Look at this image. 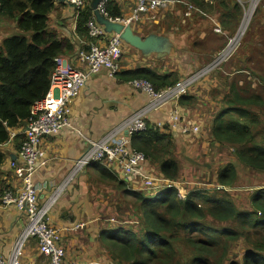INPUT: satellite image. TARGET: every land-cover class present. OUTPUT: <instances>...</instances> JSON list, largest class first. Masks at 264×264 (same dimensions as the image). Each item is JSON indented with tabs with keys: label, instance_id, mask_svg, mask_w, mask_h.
<instances>
[{
	"label": "trees",
	"instance_id": "1",
	"mask_svg": "<svg viewBox=\"0 0 264 264\" xmlns=\"http://www.w3.org/2000/svg\"><path fill=\"white\" fill-rule=\"evenodd\" d=\"M57 1L0 0V19L13 20L18 31L5 37L0 46V164L6 158L1 146L11 140L13 130L26 125L34 103L45 97L55 58L73 48L68 39H60L49 31L48 18ZM189 1L203 13L215 11L214 0ZM87 2L77 20V32L84 36H88L87 23L93 16L90 0ZM234 2L221 0L225 10L218 16L221 27L230 35L240 29L243 19L242 7ZM106 10L113 18L123 14L116 0H108ZM200 14L195 13L194 17H204ZM258 17L250 20L228 63L240 57L245 36ZM121 75L130 82L147 80L157 90L173 86L181 78L175 69L161 73L150 67ZM238 81H225L226 91L220 92V107L209 124L214 141L232 148L237 159L218 170V184L227 187H233L237 180L238 163L264 172V83L257 88L249 81ZM180 104L193 109L202 105L191 93L183 95ZM173 135L149 127L134 134L132 144L148 160L156 162L166 178L178 180L181 166ZM92 166L103 180L116 184L133 198L140 214L138 229L111 227L100 234L105 249L121 264H264V187L252 193L253 208L242 210L226 189L214 188L212 193L193 190L181 198L178 189L169 186L160 195L159 191L155 196H146L127 187L107 167L98 163ZM240 240L250 249L239 261L230 255L233 243Z\"/></svg>",
	"mask_w": 264,
	"mask_h": 264
},
{
	"label": "crops",
	"instance_id": "2",
	"mask_svg": "<svg viewBox=\"0 0 264 264\" xmlns=\"http://www.w3.org/2000/svg\"><path fill=\"white\" fill-rule=\"evenodd\" d=\"M175 1V3L170 4L162 11L155 13L154 18L147 15L142 21L132 24L134 31L142 36L150 33L167 35L171 38L173 44H177V39L180 37H199L201 23H197V19L193 21L190 18L187 20V25L175 24L173 28L167 30L170 28L166 26L168 22L172 20L178 21L179 18L186 20L184 16L186 5L183 2L190 1ZM116 2L122 8V16H128L136 5V0H116ZM181 8L182 11L180 10ZM170 14L173 15L172 18H170ZM200 15L208 16L206 13H201ZM215 16L218 17V15ZM77 20L73 7L65 0H58L49 15L48 28L49 31L56 33L60 39H68L70 41L73 48L66 51L63 55L75 67L83 69L84 64H82L78 54L79 48L82 47L79 41L89 42L90 38L77 32ZM195 22L196 24L193 25ZM16 33L18 31L13 20L0 19V46L5 37ZM96 43L100 47H104L106 38L98 39ZM155 57L157 59L156 63L153 62L152 56L146 57L138 49L126 45L121 60L120 72L112 77L109 75V69L104 67L98 73L91 75L87 85L72 106L71 122L74 125V129H65L59 135L47 136L43 139L42 145L47 152L46 159L44 165H41L39 171L35 174V183L40 189L38 192L40 202L48 199L53 192V188L66 176L72 160L84 152L87 144L85 137L92 139L103 138L113 131L125 118L147 103L148 95L144 91L135 88L131 84V80H125L121 73L142 67H150L161 73L171 71L170 61H165L164 57H161L163 59L158 58L156 55ZM160 59L162 60L161 62L159 61ZM179 74L182 76L181 72ZM220 84V82H217L214 86L220 88ZM194 94L196 92H191V95L195 96L198 102L205 106V102L200 98L199 94ZM217 99L215 98L216 107L209 114V119H212L218 112L220 99ZM212 104L210 103V106ZM199 106L194 109L195 113H197ZM169 111L170 107L167 106L160 111L151 113L148 119L151 122L167 120ZM26 129L27 123L25 126L13 130L11 132V140L1 146L6 158L0 164V194L7 188L16 190L24 184V181L16 176L12 162L21 163L19 147L25 138L24 131ZM173 137L175 154L178 155L179 159L181 155H185L189 162L198 150L200 152L196 155L200 153L208 154L206 160L209 161L211 159L219 165L216 171V178L221 167L237 162L234 154L230 153L229 147L214 141L210 128L204 129L199 135L181 137L175 133ZM226 155H229V157L226 158ZM181 164L182 162L180 163L181 169L178 178L183 173ZM238 164L240 166L244 165ZM188 165L193 167L192 164ZM237 168L239 169V167ZM145 170L157 177L165 178L156 162L148 160ZM247 171L252 178L251 186H261L264 178L259 179L258 176L264 177V172H258L250 168ZM241 177L242 173L239 172L237 179L241 180ZM117 178L123 181V179ZM126 185L131 188L128 182H126ZM235 185L236 182L234 183ZM230 188L232 187L227 188L228 191H230ZM233 199L236 202L234 197ZM252 208V205L250 208L241 206L242 210H251ZM110 218H115L116 222H111ZM138 219L140 220V214L136 209L133 198L126 195L116 184L103 180L97 168L93 166L79 176L77 181L61 196L50 213L51 224L62 231L66 258L80 262L94 261L103 255L111 257L112 255L100 241V234L111 227H117V224H135ZM26 222L27 214L25 212L20 211L14 204L4 206L0 200V257H6L11 254L15 241L26 226ZM81 223H85V226L80 227ZM133 228L137 229L139 227L137 225ZM238 245L244 246L238 251V256L242 257L247 250V244L243 240L233 243V254H236L235 248ZM233 254L230 257H233ZM22 264H49L48 257L40 253L35 239H31L24 247Z\"/></svg>",
	"mask_w": 264,
	"mask_h": 264
},
{
	"label": "built area",
	"instance_id": "3",
	"mask_svg": "<svg viewBox=\"0 0 264 264\" xmlns=\"http://www.w3.org/2000/svg\"><path fill=\"white\" fill-rule=\"evenodd\" d=\"M65 1L73 7L76 18L88 3L87 0ZM175 2V0H136V5L128 16L116 18L110 17L107 13V0H104L99 8L103 15L112 20L124 24H136L147 15L154 18L155 13ZM253 2L256 1L253 0ZM183 3L186 5V19L192 18L195 12L203 13L193 3L188 1ZM210 17L214 23L215 32L224 34L215 15ZM247 27L248 24L243 34H240L239 30L230 36L227 45L216 53L210 63L206 64L207 66L203 65L194 74L181 77L179 82L173 86L157 90L147 80L132 81L131 84L135 88L148 95L147 103L125 118L103 138L85 137L87 144L84 152L72 160L66 176L53 188L48 199L40 202L38 198L40 189L35 183V174L39 171L40 166L44 165L46 159L47 152L42 145L43 139L47 136L59 135L65 129H74L71 122L72 106L92 74L98 73L104 67L109 69V75L112 77L121 71V60L126 44L118 34L108 35L103 26L96 22L93 15L87 23L90 41H79L82 47L79 48L78 54L84 68H77L68 58L58 55L55 58V67L51 73L50 86L45 97L34 103L31 108L27 129L24 131L25 138L19 149L21 163L12 162L16 176L21 178L24 184L16 190L7 188L0 194V200L4 206L14 204L20 211L27 214V222L18 235L11 254L0 257V264H22L24 247L31 239L37 241L40 253L48 257L49 264H121L113 257L100 262L68 260L63 245L62 231L50 222L51 211L79 176L95 163L107 167L112 174L128 182L134 190H155L154 194L156 195L158 190L174 186L178 189L179 196L185 198L188 192L180 189V183L177 180H170L166 177L157 178L145 170L148 159L143 151L133 146L132 136L147 131L149 127H153L154 130L176 133L181 137L201 134L205 125L203 121L197 119L200 117L198 111L200 107H204L203 104L201 103L202 105L195 113L193 108L182 106L180 99L183 95L191 93L205 77L231 59L239 47ZM105 38L106 45L100 47L96 40ZM196 94L199 93L196 92ZM167 106L170 107L167 120L151 122L148 119L151 113L160 111ZM211 186L215 189L228 190L227 186L218 183ZM110 221L116 222L115 219H110ZM135 224L138 225L139 220L135 221ZM79 226L84 227L85 223H81Z\"/></svg>",
	"mask_w": 264,
	"mask_h": 264
},
{
	"label": "rangeland",
	"instance_id": "4",
	"mask_svg": "<svg viewBox=\"0 0 264 264\" xmlns=\"http://www.w3.org/2000/svg\"><path fill=\"white\" fill-rule=\"evenodd\" d=\"M233 1H235L234 3L239 2L238 4L242 7L241 9H243L244 14L254 8L253 11H249L251 15V21L253 17L256 18L258 17V15L259 17L253 23H251V28L249 32H247L244 39V44L242 46L243 49L241 48V51L238 54V56L240 57H238L236 60L234 59L230 61L229 63H223L218 69L210 73L209 76L205 77L197 85L196 89L192 91L194 93L198 92L200 98L205 102V106L200 107L198 111L200 117L197 120L204 122V129L206 130L209 128V124L212 120L209 119V114H211L216 107L215 98H218L217 100H219L222 96L220 95V92L226 91L225 81H227L228 84L239 82L238 80L244 82L249 81L250 83L255 84L254 86L257 88H260L262 83H264V0H257V2H253V0H241V2L240 0H232V3ZM212 3L214 5V13L208 11L206 12L208 16H193L191 18L193 21L197 19V23H201V27L199 28L200 36L180 37L179 39H177V44H174L172 52L164 57L165 61H170V68H172L171 70L176 69L182 73L181 77L185 75H192L196 71H198L200 67L210 63L216 53L227 45L230 36H232L228 31L225 30L224 34H217V32H215L214 23L212 22L210 16H219L220 11L222 12L225 9L221 4V0H214ZM228 5L230 6L231 4ZM252 5H254L253 8L251 7ZM257 8L259 9L257 10ZM180 10L182 11V8ZM243 11L242 15L244 16ZM172 17L173 15L170 16V18ZM215 17L219 19L217 16ZM187 20L188 19L181 20V18H179L178 21L172 20L166 25L167 27H170L167 30L173 28L175 24L187 25ZM195 24L196 22L193 25ZM237 31H239V29ZM155 55L156 54H152L150 56L153 57V62L156 63L157 59ZM238 69H244L245 71H237ZM246 75H248V77H245ZM216 76H218V80ZM225 78L226 80H224ZM218 81L221 83L220 87L222 88H217L216 86H214V84H217ZM210 103L213 104L210 106ZM229 149L230 153H232V148L229 147ZM199 152L200 150L196 151V154H198ZM196 154L193 155V158H191L189 162L187 161V156L181 155V158L179 159L178 155H176L180 163L182 162L181 165L183 169L182 175L177 180L180 183V189H184L186 193H189L193 190L212 193L214 187H212L211 185H215L218 182L216 178V171L219 165H217L211 159L207 161L206 157L208 156V154ZM228 157L229 155H226V158ZM188 164H192L193 167L189 166ZM237 167H239V169L237 168L238 174L239 172H241L242 177L241 180L239 178L236 180V185L230 188L229 193L232 198L234 197L236 199V203L239 208H241V206L244 208H250L252 193L257 189L263 188L264 182L261 183V186L259 187L251 186L252 178L247 171L248 168H246L244 165L240 166L239 164H237ZM258 178L263 179L264 177L258 176ZM159 184L164 185L163 183ZM198 187L204 190H199ZM159 191L160 190H158L156 194ZM154 192L155 190L142 191V193H144L146 196L155 195ZM161 193L162 191H160L157 195H160ZM216 194L220 195L222 193L220 192ZM110 219L114 220L115 218ZM117 225V227L121 226L126 228H133L137 226V224ZM246 246L247 250L250 249L248 245ZM243 247V245L236 246V254L231 253L233 254V258L239 261L241 260V257L238 256V251ZM110 258H112V256L108 257L107 255H103L98 259H95L94 261L100 262Z\"/></svg>",
	"mask_w": 264,
	"mask_h": 264
},
{
	"label": "water",
	"instance_id": "5",
	"mask_svg": "<svg viewBox=\"0 0 264 264\" xmlns=\"http://www.w3.org/2000/svg\"><path fill=\"white\" fill-rule=\"evenodd\" d=\"M103 1L90 0V7L97 23L103 26L107 33L118 34L126 45L138 49L146 57L156 54L158 58H161L172 52L174 44L169 36L158 33L142 36L134 31L131 24H123L104 16L99 8Z\"/></svg>",
	"mask_w": 264,
	"mask_h": 264
},
{
	"label": "bare ground",
	"instance_id": "6",
	"mask_svg": "<svg viewBox=\"0 0 264 264\" xmlns=\"http://www.w3.org/2000/svg\"><path fill=\"white\" fill-rule=\"evenodd\" d=\"M108 1V0H107ZM256 2H257V0H255ZM253 6L254 5H252L251 7L253 8ZM196 7V6H195ZM197 8V7H196ZM197 9H199V8H197ZM254 9V8H253ZM253 9H251V10H249V11H253ZM162 11V10H161ZM247 12V13H245L244 14V16H243V19H242V23H241V26H240V34H243V31L245 30V28H246V26H247V24H249V21H250V19H251V15H250V12ZM160 12V11H159ZM196 13V12H195ZM105 16V15H104ZM184 16H185V14H184ZM107 17V16H106ZM122 17V16H121ZM186 17V16H185ZM109 18V17H108ZM76 19H78V18H76ZM95 20H96V18H95ZM114 21H116V20H114ZM97 22V21H96ZM124 24V23H123ZM132 25V24H131ZM106 32V31H105ZM107 33V32H106ZM108 35H111V34H114V33H107ZM122 40V39H121ZM123 41V40H122ZM124 42V41H123ZM173 50V49H172ZM81 69V68H80ZM93 75V74H92ZM91 77V76H90ZM28 123V122H27ZM137 149V148H136ZM101 165V164H100ZM160 191H162V190H160Z\"/></svg>",
	"mask_w": 264,
	"mask_h": 264
}]
</instances>
